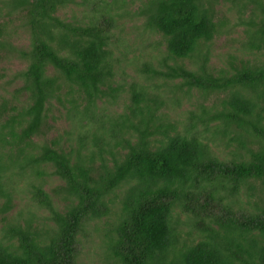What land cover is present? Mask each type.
Here are the masks:
<instances>
[{"label":"trees","instance_id":"1","mask_svg":"<svg viewBox=\"0 0 264 264\" xmlns=\"http://www.w3.org/2000/svg\"><path fill=\"white\" fill-rule=\"evenodd\" d=\"M1 1L26 46L0 22L20 63L0 73V264H83L90 223L116 202L117 264H264V1L216 18L217 0H147L135 16L164 46L129 81L114 55L125 0ZM231 9L245 40L214 69ZM193 93L218 96L172 117ZM57 113L68 127L46 139Z\"/></svg>","mask_w":264,"mask_h":264},{"label":"rangeland","instance_id":"2","mask_svg":"<svg viewBox=\"0 0 264 264\" xmlns=\"http://www.w3.org/2000/svg\"><path fill=\"white\" fill-rule=\"evenodd\" d=\"M125 1L127 10L126 12L121 10V17L119 18V21H123V26L120 28L122 31L119 32L121 41L118 48L114 50V55L119 58V66L124 71L126 76L125 80L129 81V77H133L135 75V69L138 65H141L146 59L149 60L150 57L156 55L158 51L163 50L164 42L158 33H150L148 30L141 27L143 17L135 16V12L142 8L147 0ZM229 3V0H217L216 10L218 12L216 18L225 16V9ZM78 9V7L75 8L73 6H69L58 12V15L63 19L69 20L72 19L73 14L76 16L78 15ZM5 10L6 7L0 0V22H5V30L3 33L5 39L15 47L19 45L25 47L26 34L20 23L21 21L15 20V17H10L11 19H8ZM234 12L235 10L233 9L227 11L226 15L229 16V22L227 25L229 26V29H225L221 33L217 34L213 38V42L210 46L211 52L209 62L214 69L223 66V60H225L231 53L238 51L245 40V35L242 30L243 26L239 25L238 21L234 20ZM248 12L249 9H246L244 16H246ZM262 58V54H258L255 57L256 60H261ZM19 65V61L14 60L7 51H0V73H4L5 75L2 79L7 77L10 69L13 67H19ZM134 65H136L135 68ZM119 77L120 76H117V78ZM216 96L218 95H210L208 98L203 100L199 94L193 93L192 95L183 96L181 98L178 107L176 106V109L172 110L176 111L175 113L172 112L169 107L165 106H162L161 110L167 112L168 114L174 113L173 115L171 114L174 118H180V114H184L188 110L197 109L199 104L209 105L212 101L216 100ZM219 96H221V94ZM122 107L123 105L120 104L118 107H115V110L119 111ZM47 122L53 124L51 120ZM67 125L68 121L64 119L63 113H57L56 124H54L52 129L46 133L45 138L50 139L55 137L57 133H63V130L68 127ZM45 170H50V168L46 167ZM45 178L50 179L47 176H45ZM48 181L50 182H48L44 188L52 194V185L61 182L54 180L53 177ZM22 199L26 200L25 198ZM22 204L23 200L15 201L11 212L14 213L22 206ZM117 206L118 203L116 202L112 206L111 213L108 216L102 217L97 221L95 220L90 223L89 233L84 239L85 245L80 258V261L83 264H117L115 260L108 255L105 245L109 237L108 231L111 227V221L114 219L113 213L117 210ZM42 213L45 216L47 211H42ZM180 219H184V216L181 214ZM42 221L44 222L45 219Z\"/></svg>","mask_w":264,"mask_h":264}]
</instances>
